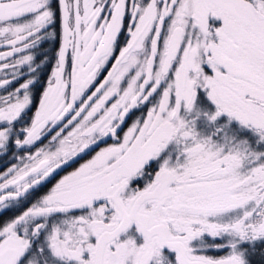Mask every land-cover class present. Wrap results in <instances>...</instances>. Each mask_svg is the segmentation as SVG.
Returning a JSON list of instances; mask_svg holds the SVG:
<instances>
[{
    "label": "snow or ice",
    "instance_id": "1",
    "mask_svg": "<svg viewBox=\"0 0 264 264\" xmlns=\"http://www.w3.org/2000/svg\"><path fill=\"white\" fill-rule=\"evenodd\" d=\"M0 264H264V0H0Z\"/></svg>",
    "mask_w": 264,
    "mask_h": 264
}]
</instances>
